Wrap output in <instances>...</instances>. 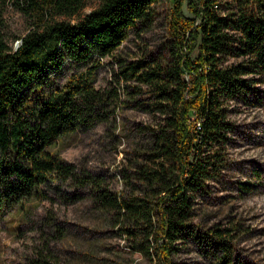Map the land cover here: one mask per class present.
Here are the masks:
<instances>
[{
  "label": "trees",
  "instance_id": "trees-1",
  "mask_svg": "<svg viewBox=\"0 0 264 264\" xmlns=\"http://www.w3.org/2000/svg\"><path fill=\"white\" fill-rule=\"evenodd\" d=\"M41 1V9L54 6L70 15L84 2ZM159 1L102 0L76 22L31 29L16 48L0 39V218L24 200L44 197L40 189L48 181L75 177L74 166L49 147L108 119L106 97L92 84L97 66L59 86L63 60L81 63L93 53L112 54L130 31L151 26ZM168 1L173 42L166 52L129 63L117 58L126 80L151 87L152 107L162 116L137 153L126 181L134 187L114 191L88 176L76 181L151 264H177L176 243L191 245L208 264H246L235 254L231 228L192 223V195L207 194L206 182L227 168L221 147L233 126L224 101L253 90L246 74L264 76V0ZM184 3L192 16L185 15ZM227 56L243 59L225 64ZM206 145L212 149L204 153ZM22 264L55 262L39 250Z\"/></svg>",
  "mask_w": 264,
  "mask_h": 264
},
{
  "label": "rangeland",
  "instance_id": "rangeland-1",
  "mask_svg": "<svg viewBox=\"0 0 264 264\" xmlns=\"http://www.w3.org/2000/svg\"><path fill=\"white\" fill-rule=\"evenodd\" d=\"M102 0H84L75 14L52 6L41 9V0H0V39L16 48L28 31L55 21L76 22ZM155 19L144 31L132 30L112 54L93 53L85 62L65 58L57 73L62 86L70 77L97 66L92 84L106 97L108 119L87 130L65 135L49 150L72 164L75 177L41 186L44 197L24 200L0 218V264H22L42 250L55 264H151L131 248V242L110 215L97 211L89 188L76 180H98L114 191H128L137 153L147 144L148 132L162 116L154 110L151 87L135 78L126 80L117 58L134 62L162 54L171 45L169 30L172 4L153 5ZM184 13L192 16L184 3ZM196 58V51L190 56ZM243 58L227 56L225 64ZM253 90L223 107L233 129L221 147L227 168L217 180H208L207 194L192 195L193 224L202 228H231L235 254L246 264H264V76L249 73ZM204 153L210 146H204ZM208 149V150H205ZM87 178H84V180ZM131 182H135L133 179ZM253 186L245 191L242 185ZM242 187V188H241ZM177 264H208L193 247L176 243Z\"/></svg>",
  "mask_w": 264,
  "mask_h": 264
}]
</instances>
